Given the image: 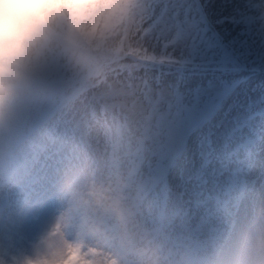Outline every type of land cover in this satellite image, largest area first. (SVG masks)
I'll list each match as a JSON object with an SVG mask.
<instances>
[{
	"label": "rangeland",
	"instance_id": "374dc122",
	"mask_svg": "<svg viewBox=\"0 0 264 264\" xmlns=\"http://www.w3.org/2000/svg\"><path fill=\"white\" fill-rule=\"evenodd\" d=\"M204 1L210 17L238 48L246 65L257 68L259 74L236 91L214 121L191 141L173 175L174 193L166 218L158 219L153 199L142 203L141 219L162 264L172 262L169 256L176 251L195 258L197 252L188 253L174 243L187 247L200 243L205 247L203 254L211 261L212 253L224 247L234 231L252 218L246 201H253L249 208L256 211L257 201L251 198L257 191L264 197V0ZM141 2L148 33L144 41L146 55L140 59H164L170 62L172 73L158 71L141 61L118 68L104 88L123 99L111 115L101 112L102 93L97 87L77 89L71 103L65 102L38 134L35 144L28 146L18 159L0 164V181L2 171L11 170L12 166H18L14 170L20 175L36 176L48 145L51 150L46 156L54 163L69 164L68 146L73 154H91L93 142L103 133L107 135L115 123L134 142L138 136L147 139L148 163L142 172L152 177L161 169L165 151L180 140L189 121L205 110L212 95L220 93L234 77L211 71V67L218 68L224 61L195 23L188 6L191 0ZM174 63L198 67L202 73L196 77L179 76L173 72ZM52 103L40 97L34 99L30 119L51 110L48 106ZM25 181L14 186L19 190L16 196L0 193V208L3 204L12 206L19 196L29 197L25 192L28 187L23 186ZM261 203L264 208V200ZM20 221L22 217L17 222ZM15 223L13 219L8 222L0 209V243H10L12 238L28 241L25 225L15 227ZM28 229L31 234L36 227L28 225Z\"/></svg>",
	"mask_w": 264,
	"mask_h": 264
},
{
	"label": "clouds",
	"instance_id": "9594fccd",
	"mask_svg": "<svg viewBox=\"0 0 264 264\" xmlns=\"http://www.w3.org/2000/svg\"><path fill=\"white\" fill-rule=\"evenodd\" d=\"M141 0H0V136L28 103L97 87L102 113L123 99L104 91L115 71L146 55ZM119 145L66 165L58 212L26 244L0 243V264H162L142 222V193ZM210 264H264V208L212 253Z\"/></svg>",
	"mask_w": 264,
	"mask_h": 264
},
{
	"label": "bare ground",
	"instance_id": "6f19581e",
	"mask_svg": "<svg viewBox=\"0 0 264 264\" xmlns=\"http://www.w3.org/2000/svg\"><path fill=\"white\" fill-rule=\"evenodd\" d=\"M236 1H238V0H236ZM244 1L245 0H243V2ZM249 72H251V71H248L247 73H249ZM20 122H22V121L19 120L18 123L21 124ZM105 136L103 133V135H101L100 138L96 139L93 142V144L90 146L91 147V149H90L91 154L85 155L83 157L81 156V152L73 154V150L71 151V148H69V146L66 147V149L69 151L66 154L67 158H69V164L74 163V161H76L74 159H83L81 161H76V163H83L86 161L87 157L95 155L97 152H99L106 145L107 142H111V138H112L111 133L109 132ZM49 148H50L49 145L46 146V148H45L46 149L45 150L46 155L51 150ZM42 152H44V151H42ZM129 154H130L129 150H126L124 153L125 157H129ZM169 154H170V152H168V154L166 156H168ZM46 155H43L45 157V159H44V162L42 163L41 167L38 169V174L32 178V180H34L33 181V188L35 189L32 196L35 198L29 200V198L27 199V198L19 197L15 206H13V208H11L10 211H8V213H7L8 215H11L13 217V220L16 222L21 217L23 218L22 224L24 223L25 232L29 235L28 241L30 239H32L35 236V234L40 231V229L45 225V223L49 219H51L58 212V210L61 207V204L57 199V183H58L59 176H60L62 169L67 164H65V161H63V162L57 161V163L49 161V159H47L48 157ZM124 162L126 163L127 161L124 160ZM9 181H11V179H9V178H5L4 181H1L0 193L3 190H8V191L11 190L9 188V186L7 185L9 183ZM152 185H154L155 189H156L154 179L152 181ZM262 187H263L262 190H264V181L262 183ZM261 197H262L261 192L257 191L255 196L253 198H251L252 200L255 199L254 202L257 201L256 205L258 206V208L256 211H250V208H249L250 203H252L253 201L247 202L245 200L247 203V207L249 209L248 211L250 212V215L252 217L261 208H263L261 200H264V197L263 198H261ZM29 211L31 212V214H34V213H36V214L40 213V214L36 220H33V218H30L28 221V224H27ZM28 225H29V228L36 227V230L32 231L31 234L28 233V231H29ZM28 241L15 239L14 245H16V246L24 245Z\"/></svg>",
	"mask_w": 264,
	"mask_h": 264
}]
</instances>
